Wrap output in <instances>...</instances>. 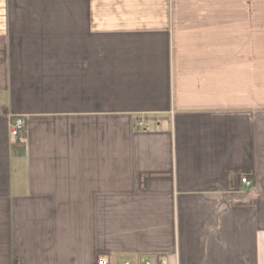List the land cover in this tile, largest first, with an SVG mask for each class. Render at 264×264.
<instances>
[{
    "label": "crops",
    "instance_id": "0c3cea01",
    "mask_svg": "<svg viewBox=\"0 0 264 264\" xmlns=\"http://www.w3.org/2000/svg\"><path fill=\"white\" fill-rule=\"evenodd\" d=\"M102 258L264 264V0H0V264Z\"/></svg>",
    "mask_w": 264,
    "mask_h": 264
},
{
    "label": "built area",
    "instance_id": "2783aa9c",
    "mask_svg": "<svg viewBox=\"0 0 264 264\" xmlns=\"http://www.w3.org/2000/svg\"><path fill=\"white\" fill-rule=\"evenodd\" d=\"M25 130V119L22 116H18L14 118L11 122V134L13 136L19 137ZM242 182L250 183L247 177H242ZM98 264H108L105 259H101L98 261ZM147 264H150L147 262Z\"/></svg>",
    "mask_w": 264,
    "mask_h": 264
}]
</instances>
